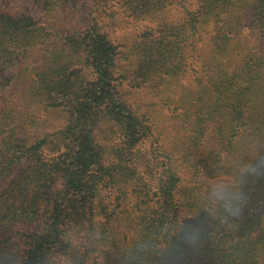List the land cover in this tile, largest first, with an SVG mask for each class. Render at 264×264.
Instances as JSON below:
<instances>
[{
  "label": "trees",
  "instance_id": "obj_1",
  "mask_svg": "<svg viewBox=\"0 0 264 264\" xmlns=\"http://www.w3.org/2000/svg\"><path fill=\"white\" fill-rule=\"evenodd\" d=\"M107 1L45 0L43 8L58 13L51 21L0 9V264H51L54 257L60 261L54 264H146L150 241L158 252L156 237L162 234L175 243V256L190 235L217 243L216 264H264L262 215L254 217L259 227L245 240L227 235L235 210L253 203L246 188L254 193L253 205L264 202V0H196L195 7L192 0H175L181 13L175 21L163 15L171 0H116L128 14L158 24L130 49L138 59L130 69L136 85L167 91L190 60L200 58L205 83L182 112L193 127L179 138L175 154L194 175L235 172L228 194L203 201L176 197L181 166L170 161L159 179H148L139 145L149 126L117 86L119 75L129 72V65L120 64L119 45L101 28L100 14L69 23L88 3L101 8ZM64 10L74 14L63 17ZM249 13L256 30L251 39L243 33ZM208 27V52L200 55ZM77 62L90 76H78ZM17 63L28 78L19 103L2 97ZM206 94L215 108L203 113ZM35 106L63 114L64 124L54 131L56 155L46 161L43 138L31 137L23 121ZM212 124L217 125L207 143L204 131ZM107 190L117 193L118 203L110 210L100 207L97 218ZM154 192L159 204L152 207ZM128 195L134 198L130 210L119 202ZM12 225L26 229L19 233L21 246L5 234Z\"/></svg>",
  "mask_w": 264,
  "mask_h": 264
},
{
  "label": "rangeland",
  "instance_id": "obj_2",
  "mask_svg": "<svg viewBox=\"0 0 264 264\" xmlns=\"http://www.w3.org/2000/svg\"><path fill=\"white\" fill-rule=\"evenodd\" d=\"M44 1L45 0H0V9L5 12L10 11V13L16 14L27 13L37 19L51 21L55 15H58V13H52L45 10L43 8ZM195 3L196 0H192L191 7H195ZM178 6L179 2L176 3L175 0H171L170 3H167L166 10H164L163 13L164 18L168 21H175V18L180 17L181 13ZM84 7L85 10L78 14L64 10L63 17L73 14L76 15L74 16L75 19L69 21V23L78 25L83 21V16L89 18L95 14H100L101 18L98 21L101 24V28L108 33L116 44L119 45V50L122 51L120 64L125 68L129 65V72H126L127 74L125 77L121 74L119 75L117 86L120 88L122 95H124L129 103L132 104L134 109L137 110L140 115L144 116V122L149 126V134L139 145L142 155V167L146 171L148 179L151 180V178L155 176L158 177V174H162L164 165H168L169 163L167 164L166 162L170 161L174 166L175 164L181 166V180L179 182L180 192L178 195L176 194V197L180 196L179 199L193 196L195 199L203 201L209 199V196L211 195L220 194V192H226L228 194L230 187L234 185V171L227 170V172L221 171L214 172L213 174L206 173L202 177L199 174L194 175L188 163L180 157V152L175 154V145L178 143L179 138L184 132L186 133L189 128L193 127L192 119L190 120L182 117V112L190 107L189 100H191V98L196 100L195 97L198 96V90L200 89L201 83H205V74L201 67L200 58L190 60L184 73L175 80L176 82H173L167 91L165 90L166 92L161 91L163 87L157 89L152 83L136 85L138 81L134 79V77L132 78L130 73L131 66L136 63V60L138 61L137 56L134 53H131V50L133 49L132 44L138 40L139 36L150 31L152 32L153 29L157 27L158 24L156 19L148 16H135L134 14H128L124 6H121V3L116 0H108L107 4L103 3L101 8L92 6L90 3ZM250 13L249 15L247 14V17L243 22V33L247 39L253 38L256 32L253 27V20ZM60 15H62V11ZM207 31H209V34L205 37L204 42H202L201 49L197 51V53L200 52V55L208 52L206 41L209 39L210 35H212V27H208ZM146 35H149V33ZM135 51L139 53V48L135 49ZM29 61H32V59ZM32 63L30 64L31 68L35 67ZM77 65L78 68H82V71L78 72V76H82L83 73L90 76L89 69L80 66L79 62H77ZM12 69L13 70L7 75L12 73L16 75L10 80L7 86V93L4 92L2 97L13 99L14 102H16L19 100V97H21L22 90L26 88L28 78L26 76L27 71L21 69V63H17ZM222 85L225 87L228 84L223 83ZM208 95L209 94H206L203 98V113L208 110L212 111L215 108L214 104L209 103L212 96ZM16 103H19V101ZM13 109H15L17 113L18 109L15 108V105H13ZM62 115V112L58 110H46L45 108L35 106L33 114L29 115V118L28 116L24 117L26 118V120L23 121L25 122L27 133L34 138H43L42 147L44 149L42 150V158L44 160L56 155L54 150L55 145H58L59 143V139L56 138L54 131L64 124ZM184 120H186V122L182 123L181 121ZM216 125L212 124L204 131V139L207 143H209L211 131L213 128H216ZM168 157L170 158L169 160H167ZM159 178L160 177H158V179ZM159 181H157V184ZM158 185H160V183ZM152 188L155 190L158 189V186ZM245 190L249 196V201H253L251 207H248L249 205H244L245 208H243L242 205L237 208L233 214L234 218L227 225V235H229V237L236 235L241 236L244 240L247 233H251V231L258 229L259 227L255 224L254 217H256L257 214H260L264 219V202L258 206L253 205L255 203L254 193L252 194L250 188H246ZM116 195L117 193L115 194L114 190H107L101 193L99 206L96 208L97 213L100 212V214L97 215V218H100L103 213L101 212L100 207L110 210L118 203L117 199L115 200ZM172 195L173 202L175 203V190L172 191ZM153 199L154 201L151 203V206L155 207L159 204L155 202L159 201V195L156 194V192H154ZM163 199L167 200L169 197L165 195ZM119 202L121 207L130 210L133 206L134 198L128 195L125 197L124 202H121L120 200ZM246 203L249 204L248 202ZM213 218L216 219L215 216ZM161 219L163 222L167 221V218L164 216H162ZM261 221L262 220H260V222ZM226 223H224V225ZM25 230L26 229L22 228L20 225H12L5 234L11 236V243L21 246L23 238H21L19 233ZM164 231H162V233ZM162 236L163 238L161 242L160 237ZM168 238V235L165 234L156 237V239L159 240V243L156 246L158 252L155 250V247L152 248L154 240L150 241L147 252L144 256L147 259L146 264L152 263L155 260L158 261L157 264H216L215 249H217V243H210V241L199 236L190 237V235H187L185 239L186 242L182 244L178 255L175 256V243L170 244V239ZM149 239L150 238H148V240ZM190 239L193 240L190 241ZM255 239L256 238L254 237L252 240ZM252 240H249L250 242L248 241L246 243L245 246L247 249H249V244L252 243ZM262 240L264 241V235L262 236ZM75 243L76 241L73 242V244ZM169 247L173 250L168 251L167 248ZM103 248H106V246ZM244 256L245 255H242V257ZM58 258L54 257L55 260L51 264L56 263V260L57 262H60L58 261ZM61 262L67 263L68 260L62 258Z\"/></svg>",
  "mask_w": 264,
  "mask_h": 264
},
{
  "label": "clouds",
  "instance_id": "obj_3",
  "mask_svg": "<svg viewBox=\"0 0 264 264\" xmlns=\"http://www.w3.org/2000/svg\"><path fill=\"white\" fill-rule=\"evenodd\" d=\"M188 224H189V219L186 218V219L184 220V224H183L182 229H181L182 232H183L184 228L187 227Z\"/></svg>",
  "mask_w": 264,
  "mask_h": 264
}]
</instances>
